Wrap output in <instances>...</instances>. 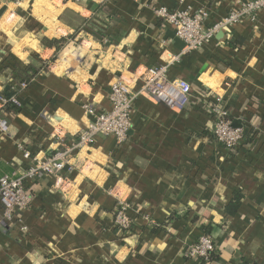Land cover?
<instances>
[{
    "label": "crops",
    "instance_id": "1",
    "mask_svg": "<svg viewBox=\"0 0 264 264\" xmlns=\"http://www.w3.org/2000/svg\"><path fill=\"white\" fill-rule=\"evenodd\" d=\"M239 1L246 0H0V93L16 79L8 55L47 64L0 132V177L33 164L23 149L45 157L65 147L111 108L110 86L120 76L137 88L146 67L169 63V77L192 86L182 109L138 97L127 140L100 137L73 153L62 191L52 176L29 179L31 203L0 225V264H264V11L193 50L155 12L206 7L210 25ZM73 34L50 61L55 49L42 38ZM216 95L251 127L234 152L213 134L207 101ZM237 191L241 206L229 216ZM116 194L133 220L128 235L114 226ZM210 224L219 259L187 258L185 247Z\"/></svg>",
    "mask_w": 264,
    "mask_h": 264
},
{
    "label": "built area",
    "instance_id": "2",
    "mask_svg": "<svg viewBox=\"0 0 264 264\" xmlns=\"http://www.w3.org/2000/svg\"><path fill=\"white\" fill-rule=\"evenodd\" d=\"M261 11H264V0L239 1L238 6L231 9L221 20L208 25L210 11L206 7L194 12L170 10L166 6L155 9L159 18L175 27L186 50L201 47L218 32L233 25L246 20L257 21ZM169 67V63L146 67L140 75L142 83L137 88L130 85L123 76L118 77L110 86L111 108L97 114L85 128L70 137L62 149L45 157L34 156L30 150L23 149L24 158L33 159V164L0 177V225L13 221L17 212L31 203L32 197L26 189L29 179L52 176L55 179L54 188L62 191L69 178L66 173L72 172L75 167L70 158L73 153L92 146L100 137L114 136L119 144L126 141L133 126L132 112L138 97L145 96L174 109L184 108L191 98L192 86L185 79L170 78ZM27 87V82L15 79L7 91L0 93V132L6 133L9 128L8 117L1 108L9 101L21 106L18 97ZM207 107L212 114V130L217 142L228 152L243 146L247 138L246 128L233 125L234 119L224 97H211L207 101ZM84 108L87 112L94 111V107L89 104L84 105ZM113 191H116V187ZM116 197L114 226L124 235H128L134 230L133 220L127 212L128 203L117 194ZM215 249L214 239L204 233L197 241L187 245L184 252L187 258L209 263Z\"/></svg>",
    "mask_w": 264,
    "mask_h": 264
},
{
    "label": "trees",
    "instance_id": "3",
    "mask_svg": "<svg viewBox=\"0 0 264 264\" xmlns=\"http://www.w3.org/2000/svg\"><path fill=\"white\" fill-rule=\"evenodd\" d=\"M86 23H87V25L91 26L89 22H86ZM91 27L95 28L93 26H91ZM75 36H76V34H73V35L66 36V37L52 38V39H49L48 37H43L42 38V44L44 46L51 47V48L55 49L54 54L51 56V58L49 60L50 61L56 60L59 52L66 45H68V43L72 39H74ZM236 42L241 43L242 39L239 38L238 40H236ZM236 42L228 41V44L231 46H235L234 43H236ZM6 59L10 60L9 65L13 69V71L15 72L16 79H20L22 81H25L28 83V85L31 83L33 78L36 75H38V73L41 70H47V64L46 63H44L41 68H37L31 64L24 65V64L18 62L13 55H8V57H6ZM1 110L7 116H15L21 112L22 108H21V106L9 101L1 108ZM244 127L246 128L247 138H248V140H250V134H251L250 132H252L251 127L249 126V124L244 125ZM236 150H238V149H236ZM236 150H234V151H236ZM234 151H232V152H234ZM222 152H226V151H223V149H222ZM242 198H243V194L241 192H238V191L234 192L231 201L225 206V213L229 216L236 215L239 212ZM212 224L214 225V223H212ZM213 225L210 224L208 226H205V229H204L205 234L210 235L212 238H213V233L211 231V226H213ZM216 259L217 260L219 259V255L217 253V250L215 249V251L211 255V261L216 260Z\"/></svg>",
    "mask_w": 264,
    "mask_h": 264
},
{
    "label": "water",
    "instance_id": "4",
    "mask_svg": "<svg viewBox=\"0 0 264 264\" xmlns=\"http://www.w3.org/2000/svg\"><path fill=\"white\" fill-rule=\"evenodd\" d=\"M222 34H223V32H221L219 35L221 36ZM233 125L236 126V127H241L242 126L241 121L238 120V119L234 120Z\"/></svg>",
    "mask_w": 264,
    "mask_h": 264
},
{
    "label": "rangeland",
    "instance_id": "5",
    "mask_svg": "<svg viewBox=\"0 0 264 264\" xmlns=\"http://www.w3.org/2000/svg\"><path fill=\"white\" fill-rule=\"evenodd\" d=\"M73 40H75V39H73ZM77 42H81V41L79 40V41H77ZM68 44H69V43H68ZM66 46H67V45H66ZM66 46H65V47H66ZM65 47H64V48H65ZM64 48H63V49H64ZM49 59H50V58H49ZM56 59H57V58H56ZM52 62H55V60H54V61H52Z\"/></svg>",
    "mask_w": 264,
    "mask_h": 264
}]
</instances>
